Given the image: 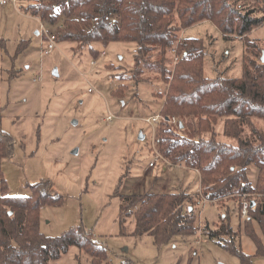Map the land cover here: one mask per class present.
Returning <instances> with one entry per match:
<instances>
[{
  "label": "rangeland",
  "instance_id": "obj_1",
  "mask_svg": "<svg viewBox=\"0 0 264 264\" xmlns=\"http://www.w3.org/2000/svg\"><path fill=\"white\" fill-rule=\"evenodd\" d=\"M32 2L37 0L0 5V130L13 140L12 153L1 159L8 193L29 195L32 184L47 182L61 202L41 207V232L58 236L81 225L107 247L109 264L126 260L133 264H240L236 254L200 230L161 245L149 234L119 235L120 195L194 194L200 189L197 168L166 166L170 170H162L161 155L149 167L159 153V125L145 118L159 113L163 102L159 94L167 86L156 72H146V80L133 79L134 42L114 41L105 47L95 43V57L88 48L79 54L71 49L74 43L55 42L45 54L46 36L57 24H46L28 13L24 7ZM181 35L203 39L204 75L211 78L240 77L243 62H261L264 52V23L250 32L249 38L257 45L250 48L241 38L224 37L209 21L194 24ZM168 54L174 67L175 55L171 49ZM119 85L123 92L114 95ZM222 126L223 118H218L219 139L233 142L222 135ZM256 176L257 169L251 166L249 180L255 182ZM245 199L250 201V195H241V206ZM237 205L233 199L202 201L195 208L198 229L205 222L214 227L228 212L229 223L236 229L244 219ZM124 225L129 232L133 217L127 216ZM239 245L253 256L250 237L242 233ZM55 263L92 264L90 256L76 246L50 261ZM252 264H264V256H253Z\"/></svg>",
  "mask_w": 264,
  "mask_h": 264
},
{
  "label": "trees",
  "instance_id": "obj_2",
  "mask_svg": "<svg viewBox=\"0 0 264 264\" xmlns=\"http://www.w3.org/2000/svg\"><path fill=\"white\" fill-rule=\"evenodd\" d=\"M24 8L46 24H57L55 42L74 43L75 53L88 48L95 57V43L105 47L114 41L134 42L133 79L146 80V72H156L167 86L159 94L163 98L159 113L176 122L160 121L156 145L170 164L197 168L200 189L194 194L120 195L119 235L149 234L161 245L200 230L236 254L240 264L264 256V63L244 61L240 77H207L203 39L181 35L184 29L209 21L224 37L236 36L246 48L255 47L249 34L264 23V0H37ZM172 48L179 57L174 67L168 54ZM122 90L119 85L112 93ZM218 118H223L222 135L233 142L219 139ZM12 143L0 130V264H50L70 246L89 255L92 264H109L107 247L81 225L58 236L41 232V207L61 202L47 182L32 184L29 195L8 193L1 159L12 153ZM251 166L257 169L253 183L248 178ZM242 194H249L253 205L236 229L229 223V212L214 227L205 222L198 229L195 208L202 201L236 200L240 217ZM127 216L133 217L129 232L124 231ZM242 233L254 243L253 256L240 248Z\"/></svg>",
  "mask_w": 264,
  "mask_h": 264
},
{
  "label": "built area",
  "instance_id": "obj_3",
  "mask_svg": "<svg viewBox=\"0 0 264 264\" xmlns=\"http://www.w3.org/2000/svg\"><path fill=\"white\" fill-rule=\"evenodd\" d=\"M9 2H16V0H0V5H5V4H8ZM55 46V36L54 34H49L46 36V45L45 47L43 48V52L46 54V53H49ZM172 53L175 55V61H178L179 60V57L177 56L176 54V50L175 48H172L171 49ZM102 55H104V51L101 52ZM107 118H110V116H108ZM162 119H165V120H168L170 122H175L176 121V118L175 117H167V119L160 113H155L151 116H148L145 118V121L149 124H154L155 126L159 125L160 121ZM160 157V154L158 152H156V155L153 157V159L149 162V166H154L155 165V162L156 160H158ZM250 203L251 201L245 199L243 200L242 202V206H241V215L243 217L246 216L247 214V211L250 207Z\"/></svg>",
  "mask_w": 264,
  "mask_h": 264
},
{
  "label": "crops",
  "instance_id": "obj_4",
  "mask_svg": "<svg viewBox=\"0 0 264 264\" xmlns=\"http://www.w3.org/2000/svg\"><path fill=\"white\" fill-rule=\"evenodd\" d=\"M163 163H165V164H162V167H161V169L162 170H170V169H168V168H166V166H172V167H183V168H186V169H188L187 167H185L184 165H181V164H175V165H169V162L167 161V160H164L163 159ZM156 165V164H155ZM154 165V166H155ZM154 166H149L150 168H152V167H154ZM172 169V168H171ZM185 169V170H186ZM182 188V187H181ZM197 190V189H196Z\"/></svg>",
  "mask_w": 264,
  "mask_h": 264
},
{
  "label": "water",
  "instance_id": "obj_5",
  "mask_svg": "<svg viewBox=\"0 0 264 264\" xmlns=\"http://www.w3.org/2000/svg\"><path fill=\"white\" fill-rule=\"evenodd\" d=\"M37 33H38V32H37ZM260 59H261V62H263V63H264V52L262 53V56H261V58H260ZM53 74H55V75H56V74H57V72L54 70V71H53ZM166 119H167V117H166ZM139 138H140V139L144 138V136H143V134H142V133H139ZM252 205H253V202H251V203H250V206H252Z\"/></svg>",
  "mask_w": 264,
  "mask_h": 264
}]
</instances>
